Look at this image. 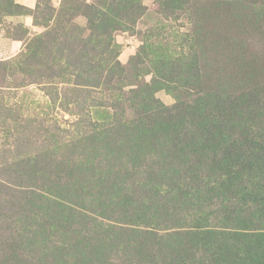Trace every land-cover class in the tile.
I'll return each instance as SVG.
<instances>
[{"label": "rangeland", "instance_id": "1", "mask_svg": "<svg viewBox=\"0 0 264 264\" xmlns=\"http://www.w3.org/2000/svg\"><path fill=\"white\" fill-rule=\"evenodd\" d=\"M91 2L0 0V5L9 4L7 10L11 12L0 23V154H65L70 142L67 132L74 129L77 118L75 111L67 109L74 110L84 94L88 97L84 106L90 116L108 123L111 106L117 104L115 99L131 97L151 87L163 104L175 105L178 110L189 108L203 115L186 116L182 121L178 119L175 125L189 131L187 136L179 134V137H188L195 125L200 123L218 120L233 128L241 125L238 140L244 146L242 152L249 153L243 155L264 156V0H139L143 8L137 16L130 13L132 22L130 25L127 22L129 29L112 31L105 53L108 59L101 61L106 65L95 71L99 80L92 86L77 88L74 66L69 62L72 59L58 43H63L61 37L69 30L89 35L87 17L76 5ZM19 5L29 9H22ZM51 35L59 40L56 39V46L47 44L45 48L46 41L53 37ZM116 61L124 69L121 82H117V75L112 69L117 65ZM106 76L110 80L106 79L105 83ZM65 93L70 94V99L65 98ZM238 95L241 96L239 102H231ZM222 108L237 112L225 117L207 114ZM173 119L162 122V126H153L162 141L172 134L176 135ZM154 137L153 132L147 135L142 150L150 148ZM251 141L254 145L250 144ZM137 147L135 141L133 149ZM160 154H164L163 149ZM212 154H209L210 157ZM82 162V159H76L77 172L84 169ZM109 175L102 174L106 180H109ZM110 176L115 177V174ZM102 186L107 185L99 183L93 190L104 193L106 188ZM249 198L246 195V198L233 204L246 203L251 209L253 203L247 200ZM188 199L181 201L176 209L182 222L191 224L201 217L207 228H224V224L219 223L224 214L223 206L220 208L215 198L203 204H199L198 199L194 204ZM125 202L131 200L125 199ZM131 203L143 206L149 201L143 197ZM44 205L39 208L42 213L48 204ZM113 207L110 204L83 202L77 207L82 214L79 215L77 210L71 211L70 222L68 217H60L68 210L57 208L54 213L59 216V219L55 217L59 222L54 221V228L75 227L77 232L69 231L68 234H79L76 247L70 244L72 238L63 240L58 235L62 238L66 236L58 232L51 242L59 247L50 246L44 252L33 251L28 246L26 249H29L24 251L25 257L14 255L11 260L0 261V264H154L150 250H155V246L146 234L133 233L131 226L124 224L123 215H118L117 220L114 214L112 220L100 217L102 212ZM41 216H35L30 222L34 224L37 220L39 225L52 231L48 223L41 222ZM97 220L104 225L98 226L100 229L111 225L115 233H121L123 228L124 239L118 246L112 237V247L103 248L96 243L93 245L95 249L82 250L91 239L93 230L90 229L96 226ZM21 223L24 226L26 221ZM167 239L170 240L169 237ZM133 240L137 245L133 244ZM258 242L264 246V234ZM82 251L84 255L79 256ZM199 254L192 261L182 256V261L177 263L206 264L205 257ZM78 257L83 261L78 262Z\"/></svg>", "mask_w": 264, "mask_h": 264}, {"label": "trees", "instance_id": "2", "mask_svg": "<svg viewBox=\"0 0 264 264\" xmlns=\"http://www.w3.org/2000/svg\"><path fill=\"white\" fill-rule=\"evenodd\" d=\"M105 1L77 4V9L81 8L87 17L90 33L83 36L69 30L60 39L63 43H58L72 59L69 62L74 66L77 88L92 86L99 80L95 71L106 65L101 61L108 59L105 53L112 31L129 29L127 22L129 25L132 22L130 13L137 16L143 8L139 0ZM8 6L0 5V23L11 14ZM51 36L55 41L49 37L45 48L47 44L56 46L54 43L58 38ZM115 64L118 65L112 66L117 75L115 79L121 82L124 69L118 61ZM106 79L110 80L104 77L105 83ZM152 89L149 87L131 97L115 99L117 104L111 106L108 123L90 116L84 106L88 99L84 94L74 110L67 109L75 111L77 118L74 129L67 132L70 142L65 154H0V261L11 260L14 255L24 256V251L29 248L46 252L50 246L59 247L51 242L58 232L66 236L58 235L63 240L72 238L70 244L76 247L79 234H68L69 231L77 232L75 227L54 228V221L59 219L54 211L59 207L67 209L68 213H62L60 217H68L70 222L71 211H76L79 204L98 202L114 206L102 212L101 218L112 220L114 214L117 220L118 215H123L124 224H129L133 233L148 236L155 246V250H150L154 264H179L177 262L182 261V256L192 261L199 253L205 257L206 264H264V246L258 242L264 234V156L243 155L249 153L242 152L244 146L238 140L241 125L233 128L218 120L200 123L188 137H179V134L187 136L189 131L175 125L178 119L182 121L186 116L203 115L189 108L178 110L175 105L163 104ZM64 95L70 99L69 93ZM240 98V95L234 96L231 102L236 104ZM236 112L222 108L207 114L225 117ZM173 117L176 135L162 141L153 126H162V122L167 123ZM150 132L155 137L151 139L150 148L144 151L142 148ZM135 141L138 147L133 149ZM250 144L254 145V141ZM162 149L164 154H160ZM211 152L221 155L212 154L210 157ZM76 159H82L81 167L84 166L78 172ZM102 174H115V177L109 175V180H106ZM99 183L107 185L102 186L106 188L104 193L95 191ZM246 195L250 197L247 200L253 203L251 209L246 203L233 204ZM143 197L149 201L147 205L134 206L131 203ZM187 198L193 204L197 199L199 204H203L215 198L220 208L223 206L224 214L219 223L229 231L207 228L201 217L191 224L182 222L176 209ZM125 199L131 202H125ZM44 203L49 206L42 213L39 208L45 206ZM76 212L82 214V211ZM39 215H42L41 222L48 223L52 231L39 225L37 220L34 224L30 222ZM24 220L26 223L22 226ZM97 221L96 226L90 229L93 233L88 232L91 239L82 250L95 249L93 245L96 243L99 247H112V237L118 246L124 239L123 228L121 233H115L111 225L100 229L98 226L104 225ZM134 237L137 238L136 235ZM133 244L137 245L136 240ZM78 255H84V251ZM82 259L78 257L76 260Z\"/></svg>", "mask_w": 264, "mask_h": 264}]
</instances>
